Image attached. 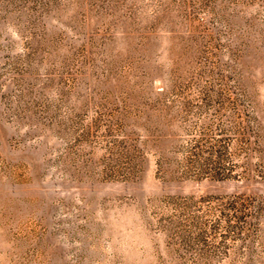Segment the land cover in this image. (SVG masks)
<instances>
[{"label": "rangeland", "instance_id": "rangeland-1", "mask_svg": "<svg viewBox=\"0 0 264 264\" xmlns=\"http://www.w3.org/2000/svg\"><path fill=\"white\" fill-rule=\"evenodd\" d=\"M0 264H264V0H0Z\"/></svg>", "mask_w": 264, "mask_h": 264}]
</instances>
